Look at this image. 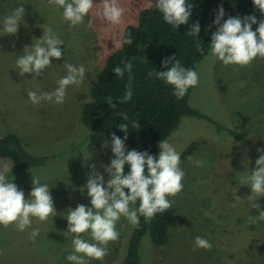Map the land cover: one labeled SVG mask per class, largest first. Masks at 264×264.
<instances>
[{
  "label": "rangeland",
  "instance_id": "374dc122",
  "mask_svg": "<svg viewBox=\"0 0 264 264\" xmlns=\"http://www.w3.org/2000/svg\"><path fill=\"white\" fill-rule=\"evenodd\" d=\"M100 2L94 0L97 5L83 25L70 27L62 18L63 9L49 5L48 0H0V135L13 133L33 156L52 158L46 166L21 175H10L14 171L11 161L0 159V165L12 167L8 177L26 199L34 187L33 176L39 177L48 185L58 213L46 223L33 218L23 232L15 225H0V264H71L66 256L73 251L72 235L65 233L69 208L91 207L85 185L92 165L104 175L105 184L109 179L103 167L114 158L109 138L81 123V107L89 101L90 85L104 58L120 46L124 28L136 23L139 11L156 0H118L125 10L119 26L97 14ZM19 6L26 9L23 22L17 35H6L4 18ZM49 26L64 41L62 59L51 58L53 66L43 76L19 75L17 58ZM210 50L195 66L199 84L189 97V107L205 118L184 117L167 138L180 153L195 144L192 154L181 159L186 173L183 191L170 198L176 223L164 246H154L148 234L143 237L142 264H264V221L253 224L249 220L263 211L264 197L256 201L260 210L249 208L251 190L241 184L255 168L257 149L264 148V59L254 60L250 67L224 66ZM65 63L85 66L83 84L69 87L63 104L41 101L33 105L28 92H53L57 80L67 74ZM227 130L240 134L243 141H235ZM198 160L203 166L195 165ZM235 193L241 199L236 200ZM35 228L40 234L32 242L30 233ZM131 228L121 218L119 237ZM197 236L208 239L212 249L193 250ZM83 238L95 242L91 236ZM117 245L118 240L110 242L104 260L90 264L113 263Z\"/></svg>",
  "mask_w": 264,
  "mask_h": 264
},
{
  "label": "clouds",
  "instance_id": "9594fccd",
  "mask_svg": "<svg viewBox=\"0 0 264 264\" xmlns=\"http://www.w3.org/2000/svg\"><path fill=\"white\" fill-rule=\"evenodd\" d=\"M253 6L264 13V0H252ZM49 5L57 9H63L62 18L70 27L83 25L88 16L97 5L94 0H48ZM101 15L105 21L113 26H119L123 22L124 8L118 4V0H101L99 3ZM155 7L162 13L164 21L174 28L188 25L192 16V3L187 0H156ZM26 9L17 7L10 15L4 18L3 32L6 35H17L23 22ZM223 6L217 9L214 24L217 30L212 33L210 42V55L223 63L224 66L237 65L250 67L254 60L264 59V20H260L258 27L255 16L249 15L243 18L228 17L226 20ZM91 27V21L88 23ZM211 27V26H210ZM200 24L197 21L190 25L187 35L198 37ZM131 33L124 43L132 44ZM64 41L49 26L43 28V36L36 39V43L25 47L23 55L16 60L19 75L33 74V77L43 76L44 72L53 66L51 58L62 59L61 45ZM199 51H203L200 43L196 44ZM30 49V50H29ZM174 61V63H173ZM123 67L115 66L112 71L123 78L128 72V86L119 103H126L132 99V63L124 61ZM169 65H171L169 67ZM166 71L149 72L148 75L173 87V95L177 99H183L190 88L199 84L198 72L185 68L176 56H171L162 61ZM67 74L57 80V87L53 92L29 91L28 97L33 105L41 101L63 104L66 100L67 89L71 86H80L86 78L84 65L65 63ZM106 103L115 108L111 96L106 97ZM123 120L129 118L126 113H119ZM139 128V124L134 122ZM119 130L125 133L123 139L114 133L111 136V152L114 158L110 164L104 167L109 179L105 184L104 175L91 166V172L85 185L91 207L78 204L71 208L67 215V231L72 235L73 251L66 256L71 264H90L91 260L103 261L108 255V245L119 239L117 223L125 218L133 227H138L140 217L151 220L156 214L163 213L172 207L174 199L183 191V180L186 173L181 168V153L177 151L173 143L168 139H162L159 144V155L154 156L147 151L128 150L125 141L129 132V126L121 123ZM260 153L255 161V168L241 181L251 190L247 196L249 208L260 210L261 205L256 203L264 197V148L257 149ZM191 159V158H189ZM196 166H203V161H194ZM125 165L129 167L128 174L124 173ZM12 168V167H11ZM7 165H0V225L8 228L15 225L17 230L25 231L36 218L37 223H46L49 218L53 220L57 216L54 200L50 195V189L46 183H41L39 177L33 176V189L29 198L19 190L13 179H9L11 171ZM127 190V191H125ZM235 199H241L236 196ZM137 202L139 206L136 207ZM249 220L255 224L264 221V211H259L258 216H250ZM40 234V229L35 228L30 233V239L35 242ZM83 234V235H82ZM83 236H91L95 242H89ZM212 243L205 238L197 236L194 240L193 250L204 249L210 251ZM0 255L3 251L0 250Z\"/></svg>",
  "mask_w": 264,
  "mask_h": 264
},
{
  "label": "trees",
  "instance_id": "16d2710c",
  "mask_svg": "<svg viewBox=\"0 0 264 264\" xmlns=\"http://www.w3.org/2000/svg\"><path fill=\"white\" fill-rule=\"evenodd\" d=\"M187 2L194 5L192 16L188 25L179 28L168 25L155 4L141 9L136 23L127 25L122 31L120 46L104 58L102 66L95 74L89 88V101L81 107L80 120L89 131L108 136L110 147L113 133L121 139L124 138L125 133L120 131L118 126L126 123L129 126L126 148L147 151L158 157L159 142L176 131L184 117L205 118L200 112L189 107L192 88L183 99H177L173 95L172 86L149 76L148 73L166 71L162 61L171 56H176L185 68L195 71L196 64L205 58L210 50L212 33L217 30L213 22L220 6L225 10V20L230 16H255L257 24L252 26L253 30L258 27L261 19L264 20V13H260L259 9L253 6L252 0ZM197 21L201 29L198 37L187 35L190 25ZM128 33H131L133 41L130 45L124 43ZM197 43L202 45V52L197 49ZM124 61L132 63L133 95L131 101L119 103L127 89L129 74L125 71L124 77L120 78L112 69L115 66L123 67ZM108 96L113 98V103L117 105L115 108L106 103ZM119 113H126L129 119L123 120ZM242 120L246 121L244 118ZM134 122L139 124V128L134 126ZM227 132L235 141H243L240 134L229 130ZM194 147V143L187 146L181 153V159L190 156ZM0 159L13 163L14 171L10 174L12 176L44 167L52 160L30 154L13 133L0 135ZM128 172L129 167L125 165L124 173ZM138 206L139 202L136 207ZM175 223L176 217L172 207L156 214L151 220L146 221L141 216L138 227L132 226L129 232L119 237L116 257L111 264H142L140 247L143 237L148 234L154 246H164L169 239L168 231Z\"/></svg>",
  "mask_w": 264,
  "mask_h": 264
}]
</instances>
